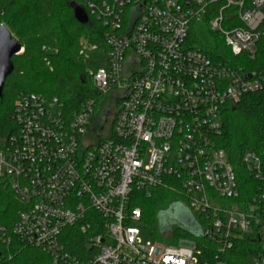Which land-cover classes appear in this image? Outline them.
<instances>
[{"label": "built area", "instance_id": "1", "mask_svg": "<svg viewBox=\"0 0 264 264\" xmlns=\"http://www.w3.org/2000/svg\"><path fill=\"white\" fill-rule=\"evenodd\" d=\"M75 4L106 28V65L89 70L103 100L73 112L57 96L17 98L18 132L0 138V189L22 204L13 235L52 264H264L262 160L246 152L252 182L243 183L217 144L224 108L262 89L264 71L215 60L187 42L194 22L206 20L232 55L254 56L264 0ZM96 48L83 39L80 53ZM159 187L197 214L199 238L141 240L134 223L142 211L133 204ZM71 238L81 251L69 248ZM0 239L11 242L6 227Z\"/></svg>", "mask_w": 264, "mask_h": 264}, {"label": "trees", "instance_id": "2", "mask_svg": "<svg viewBox=\"0 0 264 264\" xmlns=\"http://www.w3.org/2000/svg\"><path fill=\"white\" fill-rule=\"evenodd\" d=\"M71 3L75 0H0V25L5 24L24 47L23 53L12 58L14 70L6 78L0 97V138L17 134L13 114L15 102L23 93L57 96L66 109L73 112L91 98L97 104L103 100L92 83L89 70L106 65L109 50L106 28L89 11H86L88 21H79ZM203 25H192L187 39L190 46L200 47L215 60L238 63L247 71H264V21L254 56L243 53L235 57L224 39L208 28L206 20ZM83 39L97 46L88 57L80 53ZM222 116L223 130L217 144L226 151L240 181L250 183L252 179L244 163L247 151L259 155L264 171V87L244 95L237 103L228 104ZM137 198L133 206L141 208L142 221L148 220L154 225L157 238L170 244L180 237L193 236L182 226L161 230L159 213L180 199L175 192L159 187L152 196L140 194ZM21 207L12 190L1 187L0 227L7 228L12 240L3 243L0 239V264H52L45 251L24 244L13 235ZM166 237L169 238L166 240ZM198 240L202 244V239ZM68 246L74 251L82 250L78 238L69 240Z\"/></svg>", "mask_w": 264, "mask_h": 264}, {"label": "rangeland", "instance_id": "3", "mask_svg": "<svg viewBox=\"0 0 264 264\" xmlns=\"http://www.w3.org/2000/svg\"><path fill=\"white\" fill-rule=\"evenodd\" d=\"M203 24H204L203 22H197L195 26L201 27V26H204ZM13 36L16 37L14 34ZM197 48H200V47H197ZM23 52H24V47L21 53ZM158 218H159L160 226L166 229H171L174 226H182L186 228L189 232H191L193 236L200 235L203 233V226L198 220L197 214L192 209H190L181 199L175 201L174 203L169 205L166 209L162 210L159 213ZM134 225H136L140 229V238L143 242L155 243L156 241H160L164 244H167L166 242L157 238L155 234V227L150 221L140 220V221L135 222ZM168 238L169 237H166V240Z\"/></svg>", "mask_w": 264, "mask_h": 264}, {"label": "water", "instance_id": "4", "mask_svg": "<svg viewBox=\"0 0 264 264\" xmlns=\"http://www.w3.org/2000/svg\"><path fill=\"white\" fill-rule=\"evenodd\" d=\"M75 12V17L82 23L88 21V16L84 8L81 6L71 3ZM23 50V45L18 38L13 36L11 30L5 25H0V97L3 95V89L6 78L13 72L14 63L12 58L18 55ZM162 231L167 229L161 227ZM196 235V236H201Z\"/></svg>", "mask_w": 264, "mask_h": 264}]
</instances>
